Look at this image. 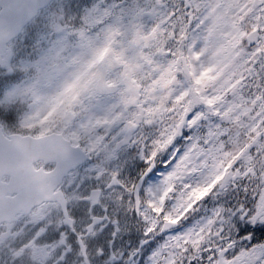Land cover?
Segmentation results:
<instances>
[{"label":"snow or ice","instance_id":"snow-or-ice-1","mask_svg":"<svg viewBox=\"0 0 264 264\" xmlns=\"http://www.w3.org/2000/svg\"><path fill=\"white\" fill-rule=\"evenodd\" d=\"M0 264H264V0H0Z\"/></svg>","mask_w":264,"mask_h":264}]
</instances>
